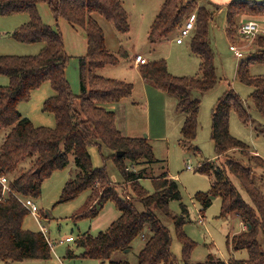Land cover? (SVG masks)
<instances>
[{
  "label": "trees",
  "instance_id": "1",
  "mask_svg": "<svg viewBox=\"0 0 264 264\" xmlns=\"http://www.w3.org/2000/svg\"><path fill=\"white\" fill-rule=\"evenodd\" d=\"M46 3L56 19H65L80 27L87 37V53L79 58L80 95H75L66 76L70 56L65 49L60 29L45 23L38 12V5ZM198 5L197 0H164L148 34L150 43L168 39L180 30L193 13L195 27L190 37V48L200 58V75L187 77L173 75L165 59L150 61L139 66L141 75L158 89L177 99L176 111L184 115L180 130L183 143H190L198 134V113L201 100L192 97L193 89L205 93L218 83L215 51L209 42L210 27L216 10ZM27 13L29 20L17 27L11 36L22 43H44L36 55L0 54V75L9 83L0 86V133L5 132L0 146V175L9 180L10 190L4 192L0 183V260L5 262L27 259L47 260L52 248L41 231L23 228L24 219L30 214L22 203L24 198L41 196L44 181L57 170L70 163L73 154L79 169L67 180L58 202H68L89 190L84 210L75 220L94 218L108 201L115 203L119 217L97 234H81L76 245L83 249L81 257L97 259L109 264H131L115 260L114 255L131 250L133 242L144 239L137 264H179L171 251L172 233L159 218L157 208L174 223L175 233L182 244V261L190 259L196 246L185 232L189 209L182 202L180 184L163 171L153 177V164L157 162L148 138L125 136L118 129L116 114L106 104L119 103L128 98L134 85L122 79L107 77L96 71L108 65H117L129 53H118L106 45L105 33L94 17L99 14L114 24L118 32H130L129 13L122 0H0V16ZM264 18V0H232L226 9V34L229 41L239 40V29L246 20ZM254 50L238 65L237 77L254 88L252 100L264 116V75H253L250 67L264 63V34H258ZM49 82L54 94L43 103V110L55 117L54 127L36 126L23 116L18 105L30 99L32 92ZM79 101V105H77ZM235 111L239 119L249 124L251 116L242 97L232 88L219 97L212 111V133L216 156L226 155L222 164L206 160L197 167L201 173L213 176L211 188L197 192L195 200L202 210L212 204V199H222L221 215L236 213L246 229L228 237V248L246 250L248 258L229 261L210 253L204 261L195 264H264V192L254 180L253 166L245 165L228 156L239 149L256 167L264 168V158L251 154V148L230 131V115ZM105 146L112 151L110 157L123 176L129 194H120L117 184L109 177L106 167H94L89 152L91 145ZM123 154L118 156L117 152ZM138 166V167H137ZM228 173L241 181L252 204L246 202ZM152 176L154 192L147 191L141 180ZM124 184H122L124 186ZM180 201L181 213L174 214L170 202ZM136 201L145 207L140 211ZM67 255L75 257L68 248Z\"/></svg>",
  "mask_w": 264,
  "mask_h": 264
},
{
  "label": "rangeland",
  "instance_id": "2",
  "mask_svg": "<svg viewBox=\"0 0 264 264\" xmlns=\"http://www.w3.org/2000/svg\"><path fill=\"white\" fill-rule=\"evenodd\" d=\"M123 1L130 18L131 29L129 33L118 32L113 23L106 21L99 14H95V17L101 21L108 48L115 53L124 48L129 53L128 57L122 58L119 64L108 65L96 71L98 74L122 79L134 85L133 92L128 98L121 103H113L117 104L112 110L117 114V126L125 136L148 138L158 160L153 164V177L159 176L167 169L171 175L178 177L182 202L189 209V219L184 230L196 242L190 263L195 264L204 261L210 253L227 261L230 259L245 260L248 258L246 250L234 251L232 248L229 249L227 245L228 237H233L242 231L244 223L241 218L236 213H231L226 217L221 215L222 199L220 196L214 197L212 204L203 211H201L202 205L194 197L197 192L208 191L214 179V175L201 173L197 167L206 159L211 160L216 155L214 142L211 139L212 111L219 97L229 88L234 89L242 97L244 106L251 116V122L245 124L239 119L237 113L232 111L230 115L231 133L250 146L251 154L258 152V155L264 158V116L253 103L254 88L241 83L237 77L239 63L254 50L253 41L245 40L241 36H239L238 41H229L223 25L225 12L217 16L218 26L216 24L212 28L208 40L215 51V65L219 80L216 86L208 92L201 93L197 89L191 91L192 97H198L201 100L198 113L199 129L194 140L190 143H183L180 130L184 116L176 111V97L154 86L151 89L150 83L144 84L139 71L129 67V64L131 65L133 61V52H142L150 61L165 59L168 69L173 75L192 77L200 75V58L192 52L190 38H186L181 46L169 41H163L154 47L148 44V29L153 22L156 11L160 10L163 0ZM197 3L199 6L206 5L203 0H197ZM38 12L45 23L60 29L63 33L65 49L71 56L67 67L68 77L73 92L78 94L81 88L78 57L86 53L88 48L87 37L80 27L70 24L65 19H56L46 3L38 5ZM28 20L29 15L27 13L0 16V54L36 55L41 51L44 43L18 42L9 33ZM254 20L264 27V18ZM120 44L123 46L121 47ZM231 44L244 53L243 57H237L234 51L230 50ZM250 71L253 75H264V63L251 65ZM0 76L6 84L9 83L7 76ZM53 94L54 91L50 83L45 82L40 88L32 92L29 100L21 102L18 109L23 116L30 118L36 126L54 127V115L43 110L44 101ZM76 103L79 105V101ZM4 134L5 132L0 133V146ZM89 152L94 167L105 166L111 181L119 186L120 194L124 195L127 192L129 194V188L123 183V176L110 157L112 151L105 146L99 147L93 144L89 147ZM228 156L241 160L245 165L253 166L254 180L264 192V168L256 167L255 163L249 162L247 156L239 149L230 151ZM225 159L226 155L212 161L221 165ZM187 165H191L193 169H188ZM78 171L74 155L71 154L70 163L65 168L52 173L42 185L41 196L34 199L39 208V217L30 213L23 222V228L28 230L40 231L41 225L47 229V236L53 243L52 257L47 260L27 259L13 262L0 260V264H58L59 261L64 264H109L108 261L102 263L97 259L81 257L83 249L76 245L75 240L83 233L97 234L107 229L120 215L115 203L106 202L100 213L94 218L75 220L74 216L84 210L90 191L82 192L71 201L58 202L65 183ZM152 176L140 181L141 185L151 193L154 192ZM228 176L244 200L252 204L251 198L241 181L230 173ZM135 205L140 211L145 210L141 201H136ZM170 209L174 214H180V201H171ZM154 211L172 233L171 251L179 264H185L182 261V244L176 236L173 221L157 208H154ZM68 236H73L74 241H66ZM260 240L263 242L264 237L260 236ZM143 242L144 239L138 237L133 242L131 250L128 252L119 251L113 258L137 264ZM68 248L75 252V257L67 255Z\"/></svg>",
  "mask_w": 264,
  "mask_h": 264
},
{
  "label": "built area",
  "instance_id": "3",
  "mask_svg": "<svg viewBox=\"0 0 264 264\" xmlns=\"http://www.w3.org/2000/svg\"><path fill=\"white\" fill-rule=\"evenodd\" d=\"M195 22H196V13H193L188 21L185 23V25L180 29V35L176 39L177 43H182L184 40L189 37L192 34V31L195 27ZM258 34H264V27L256 20H246L242 23L240 29H239V35L241 38L249 41H254L255 37ZM230 49L234 51L235 55L237 57H243L244 53L238 49L235 45L230 46ZM135 62L137 64H146L147 60L146 58L143 57L141 54H136L135 55ZM188 169H193L191 165H187ZM0 183L3 186L4 192L9 191V180L5 175H0ZM22 203L24 206L29 210L31 214H33L36 217H39V208L36 205L34 199L32 198H24L22 199ZM246 229V226L244 230ZM41 232L44 233L46 239L48 240L51 248L53 249V243L52 241L48 238L47 236V229L41 225ZM74 237L70 236L66 238V241H74ZM58 264H64L62 261H59Z\"/></svg>",
  "mask_w": 264,
  "mask_h": 264
},
{
  "label": "crops",
  "instance_id": "4",
  "mask_svg": "<svg viewBox=\"0 0 264 264\" xmlns=\"http://www.w3.org/2000/svg\"><path fill=\"white\" fill-rule=\"evenodd\" d=\"M123 1V0H122ZM164 1V0H163ZM163 1H162V3H163ZM205 3H206V5L208 6V7H210L211 9L212 8H214L215 6H221V8L219 9V10H216L215 11V14H214V17H213V20H212V22H211V27H210V35H211V31H212V28H214L215 27V25L217 24V26H218V20H216V18H217V16L219 15H222V13L223 12H225V23L223 24L224 26H225V33H226V25H227V23H226V9H227V5L232 1V0H203ZM162 3H161V5H162ZM123 4H124V1H123ZM158 12H159V9L156 11V13H155V17H154V19H153V21L155 20V18H156V16H157V14H158ZM94 17H95V15H94ZM96 18V17H95ZM96 20L99 22V24L101 25V27H102V24H101V21H100V19L99 18H96ZM251 20H254V19H251ZM23 22V21H22ZM27 21H24L22 24H24V23H26ZM223 22H224V17H223ZM153 23V22H152ZM152 23H151V25H152ZM151 25H150V27H151ZM150 27H149V29H150ZM102 29H103V27H102ZM149 29H148V32H147V41H148V44H150V45H152V47H154V46H156L157 44H161V43H163V41L164 42H166V41H169V42H175L177 45H183L184 44V42H185V40H184V42H182V43H177V41H176V39L178 38V36L180 35V30H178L176 33H174L173 35H171L168 39H166V40H162V41H159V42H157V43H155V44H152V43H150V41H149V39H148V34H149ZM104 30V29H103ZM83 31V30H82ZM84 32V31H83ZM10 34L12 33V31H10L9 32ZM84 35H86L85 34V32H84ZM227 35V34H226ZM191 37V35L189 36V37H187V38H190ZM0 38H1V35H0ZM106 39V38H105ZM33 44H35V43H33ZM107 45V44H106ZM121 45V44H120ZM123 45H121V47H122ZM108 47V46H107ZM121 49H124V48H121ZM120 49V50H121ZM119 50V51H120ZM231 50V49H230ZM67 52V51H66ZM86 53H87V50H86ZM85 53V54H86ZM67 54H68V52H67ZM84 54V55H85ZM136 54H141V55H143V57L144 58H146V60H147V63L148 62H150V60L147 58V56L146 55H144L142 52H133V61H132V63H131V65L129 64V67H131L132 69H134V70H136V71H139V74H140V76H141V79H142V81L144 82V84H146V85H148L149 83H150V85H151V89H153V86L154 87H156L154 84H152L151 82H149V81H147L142 75H141V73H140V69H139V66H140V64H137L136 62H135V55ZM69 55V54H68ZM83 55V56H84ZM70 56V55H69ZM71 57V56H70ZM81 57V56H80ZM80 57H78V60H79V58ZM156 60H160V59H156ZM156 60H154V61H156ZM66 76H67V79H68V81H69V83H70V85H71V82H70V80H69V77H68V70L66 71ZM105 76V75H104ZM80 78V77H79ZM1 85H7L6 83H5V80L0 76V86ZM71 87H72V85H71ZM73 91V90H72ZM34 92V91H33ZM80 92H81V88H80ZM80 92L78 93V94H75L74 92V94L75 95H80ZM123 101V100H122ZM121 101V102H122ZM176 101V100H175ZM121 102H119V103H121ZM111 104H113V103H111ZM111 104H106V108H108V109H110L111 111L115 108V106L117 105V104H113L112 106H111ZM176 104H177V101H176ZM116 113V112H115ZM182 115V114H181ZM116 116H117V114H116ZM184 116V115H183ZM182 116V117H183ZM183 121H184V117H183ZM118 127V126H117ZM118 129H119V127H118ZM120 131H121V129H119ZM122 132V131H121ZM256 154H258V152H255ZM216 156V155H215ZM215 156L211 159V160H216L218 157L216 156V158H215ZM221 157V156H220ZM219 157V158H220ZM215 158V159H214ZM209 159V158H208ZM208 159H206V160H208ZM167 172H168V174H169V176L170 177H172V178H174L175 180H177L178 181V177L177 176H173V175H171L170 174V172H169V170L167 169ZM179 182V181H178ZM180 184V183H179ZM244 225V227H243V229H242V231L244 230V228H245V224H243ZM241 231V232H242ZM240 233V232H239ZM68 237H70V236H68ZM143 245H144V242H143V244H142V246H141V248L143 247ZM141 248H140V250H141ZM227 261V260H226Z\"/></svg>",
  "mask_w": 264,
  "mask_h": 264
},
{
  "label": "water",
  "instance_id": "5",
  "mask_svg": "<svg viewBox=\"0 0 264 264\" xmlns=\"http://www.w3.org/2000/svg\"><path fill=\"white\" fill-rule=\"evenodd\" d=\"M122 154H123L122 151H118V152H117V155H118V156H120V155H122ZM128 251H129V249L126 250V252H128Z\"/></svg>",
  "mask_w": 264,
  "mask_h": 264
}]
</instances>
